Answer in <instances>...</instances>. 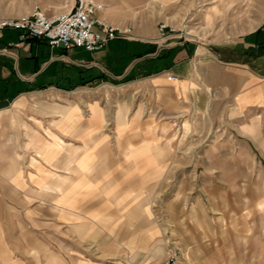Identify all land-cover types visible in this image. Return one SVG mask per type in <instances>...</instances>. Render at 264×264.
Instances as JSON below:
<instances>
[{
    "label": "crops",
    "instance_id": "1",
    "mask_svg": "<svg viewBox=\"0 0 264 264\" xmlns=\"http://www.w3.org/2000/svg\"><path fill=\"white\" fill-rule=\"evenodd\" d=\"M124 10L117 2L98 16L135 38L95 53L0 29V264H164L150 180L186 174L154 150L162 126L233 109L230 119L259 123L264 26L220 50L162 46L156 30H140L141 16L120 17ZM77 51L88 59H74ZM161 57L165 66H150ZM174 222L183 264L224 259L222 247L213 257L206 243L183 237L181 218Z\"/></svg>",
    "mask_w": 264,
    "mask_h": 264
},
{
    "label": "rangeland",
    "instance_id": "2",
    "mask_svg": "<svg viewBox=\"0 0 264 264\" xmlns=\"http://www.w3.org/2000/svg\"><path fill=\"white\" fill-rule=\"evenodd\" d=\"M98 1L106 7L120 2L128 10L118 15L141 16L144 24L140 30L150 34L156 30L157 40L160 23L176 28L175 35L161 38L162 46L186 41L194 49L220 50L264 26V0ZM71 2L0 0V14L22 17L37 9L56 14L69 11ZM71 56L80 61L89 57L80 51L71 52ZM151 60L150 66L161 60L163 67L167 62L164 57ZM199 112L193 121L177 120L159 132L161 147L154 150L159 149L161 158L171 160L186 177L150 180L154 189L148 206L151 224L161 225L160 237L167 250L174 245L176 216L181 218L183 237L206 243L215 258L220 257L222 247L224 259L214 264H264V107L258 125L250 128L249 120L230 119L238 114L235 109L230 117L219 118ZM151 138L158 140L155 131ZM190 171H194L192 177H188ZM209 172L213 176L206 178Z\"/></svg>",
    "mask_w": 264,
    "mask_h": 264
},
{
    "label": "built area",
    "instance_id": "3",
    "mask_svg": "<svg viewBox=\"0 0 264 264\" xmlns=\"http://www.w3.org/2000/svg\"><path fill=\"white\" fill-rule=\"evenodd\" d=\"M104 10L105 5L97 0H75L69 11L55 15L37 9L32 15L1 19L0 29L19 30L22 40L43 38L53 48H82L91 53L105 49L112 41L135 38L132 28L114 26L98 16ZM158 29L160 40L177 32L168 24L160 23ZM164 264H183L178 247L169 246Z\"/></svg>",
    "mask_w": 264,
    "mask_h": 264
},
{
    "label": "trees",
    "instance_id": "4",
    "mask_svg": "<svg viewBox=\"0 0 264 264\" xmlns=\"http://www.w3.org/2000/svg\"><path fill=\"white\" fill-rule=\"evenodd\" d=\"M261 55L264 56V44L261 46Z\"/></svg>",
    "mask_w": 264,
    "mask_h": 264
}]
</instances>
